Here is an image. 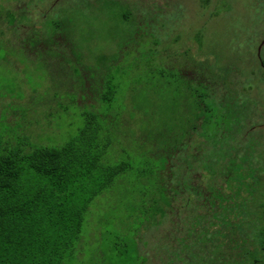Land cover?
Returning <instances> with one entry per match:
<instances>
[{
	"label": "trees",
	"instance_id": "16d2710c",
	"mask_svg": "<svg viewBox=\"0 0 264 264\" xmlns=\"http://www.w3.org/2000/svg\"><path fill=\"white\" fill-rule=\"evenodd\" d=\"M25 1L31 6L41 0ZM63 4L56 14H47L39 23L21 12V49L73 64L75 75L83 84L91 85L88 76L82 74L83 68L97 71L95 67L100 70L103 65L124 64L119 61L123 57H105L94 51L89 53L94 65L85 66L82 50L94 43L96 33L81 34L76 17L81 13L85 26H93L99 22V10L89 14L82 0L73 1L69 7ZM7 17L13 22L17 19L14 13ZM153 56L151 64L159 69L151 64L134 69L163 79L164 85L184 101L179 102L181 112L177 119L174 115L169 130L160 126L153 134L151 130L143 132L141 141L149 142L150 134L153 144L164 143L165 148L170 144L172 149L167 162L151 167L154 177H137L142 184L135 192V204L116 209L112 216L116 239L124 248L122 262L149 264L139 248L140 230L160 225L159 217L175 215L182 222L185 211L189 221L181 225L173 220L179 236H174L177 244L171 245L179 255L174 261L166 260L167 264H244L248 259L252 264L260 263L258 257L264 255V187L261 191L259 177L264 161L253 138H247L253 110L245 92L248 88L233 81L235 68L229 65L212 71L203 67L197 81L189 83L181 82L182 76L171 70L168 84L162 54ZM260 65L264 70V61ZM95 75L92 81L100 86L94 89L93 97L112 104L119 94L120 80L117 76L104 77L100 71ZM246 82L251 87V82ZM83 121L78 133L61 145H36L29 137H21L16 145L8 146L0 138V264H74L82 257L78 243L92 203L126 185L125 177L117 179L132 164L105 161L111 132L104 131L94 113L84 114ZM190 147L193 153H189ZM152 151L156 161L167 155V149ZM174 158L177 163H173ZM165 171L167 177L163 176ZM200 208L205 211L197 212ZM97 232L101 240L105 232ZM235 246L239 254L229 261L234 254L226 259L225 251H233Z\"/></svg>",
	"mask_w": 264,
	"mask_h": 264
},
{
	"label": "rangeland",
	"instance_id": "374dc122",
	"mask_svg": "<svg viewBox=\"0 0 264 264\" xmlns=\"http://www.w3.org/2000/svg\"><path fill=\"white\" fill-rule=\"evenodd\" d=\"M55 1L41 0L32 4L27 12L30 20L41 22ZM183 1L185 16L182 17L178 33L176 30L173 35L185 36L184 49L190 48L191 58L195 56L193 39L201 35L204 60L216 62L215 67L229 65L235 68L233 81L240 87L246 86L248 89L245 92L252 100V118L248 120L247 138H253L264 161V70L260 65L264 61V46L260 57L258 55L264 40V0H212L209 3L203 0ZM21 3L22 0H0V138L8 146L16 145L21 137H29L36 145H61L78 133L84 123V114L94 113L98 116L104 131L111 132L112 136L105 161L110 164L129 161L132 165L117 179L118 182L125 177L126 185L102 194L92 203L84 223L82 241L78 243L82 257L76 258L74 264H125L120 255L124 248L116 239L112 216L116 209H129L135 204V192L142 184L137 177H154L151 167L157 166L158 162L162 165L163 161H168V152L172 149L170 144L167 148L164 143L153 144L150 134L149 142L141 140L148 130H151V134L160 126L169 130L174 115L177 119L178 112H181L179 104L184 100L174 89L166 87L163 79L151 78L148 72L121 63L116 66L103 65L100 70L95 67L97 71L103 72L104 77L117 76V81L121 82L116 100L112 104L101 102L92 94L98 86L92 81L97 71L78 66L91 83L85 85L81 77L73 72V64L61 63L51 55L35 56L21 49ZM8 13L16 14L15 22L8 20ZM52 14H56L55 10L51 11L50 16ZM76 19L81 34L95 31L92 45H104L102 37L106 31L100 22L85 26L81 13L77 14ZM159 39L164 40V37ZM82 53L84 65L93 66L95 62L87 49H83ZM182 56L189 57L186 52ZM150 66L159 69L155 64ZM233 75L231 73V77ZM247 80L251 82V87H248ZM191 145H194L193 141ZM155 148L167 149V155L156 161L152 155ZM189 153H193L191 147ZM173 163H177L175 158ZM262 167L259 177L261 191L264 187V162ZM163 173L165 177L166 171ZM204 211L201 208L197 210L199 213ZM185 213L183 211L181 214L182 222L175 215L159 217L160 225L140 230L139 248L148 258L149 264H167L166 260L171 262L176 259L177 253L172 250L174 247L171 243L177 244L174 236H179V233L173 220L183 225V221L190 220ZM96 232H105L101 240L97 239ZM86 235L87 239L83 240ZM164 246H167V252ZM234 248L233 251H225L226 259L231 253L234 254L229 261L236 259L239 254L238 247ZM258 259L261 262L256 264H264V255ZM248 262L245 260L244 264L253 263Z\"/></svg>",
	"mask_w": 264,
	"mask_h": 264
},
{
	"label": "flooded vegetation",
	"instance_id": "af4514ba",
	"mask_svg": "<svg viewBox=\"0 0 264 264\" xmlns=\"http://www.w3.org/2000/svg\"><path fill=\"white\" fill-rule=\"evenodd\" d=\"M73 1L75 0H56L47 14L53 10L57 13L60 4L64 3L63 5L69 7ZM82 1L89 14L93 9L98 8V21L106 31L105 36L102 37L105 40L104 45L101 43L96 47L91 44L85 47L88 53L98 51L105 57L121 54L123 58L119 61L130 64L133 68L150 65L154 60V53H161L163 66L168 71L166 78L168 84L172 81L171 70L173 74L182 76L181 82L189 83L191 80L197 81L204 70L203 67L211 71L215 69L214 63L216 62L212 63L203 59L201 35H196L198 38L193 39L195 56L192 58L190 48L184 49L185 36L173 35L176 30L178 33L182 25V17L185 16L183 0ZM29 7L26 1L22 0L21 12L27 14ZM38 28L43 29L42 25ZM161 36L164 40L159 39ZM185 52L189 55L187 60V57L182 56ZM142 54L145 56L142 57Z\"/></svg>",
	"mask_w": 264,
	"mask_h": 264
},
{
	"label": "water",
	"instance_id": "95a60500",
	"mask_svg": "<svg viewBox=\"0 0 264 264\" xmlns=\"http://www.w3.org/2000/svg\"><path fill=\"white\" fill-rule=\"evenodd\" d=\"M264 46V40L262 41V43H261V46H260V48H259V57H260V53H261V49H262V47Z\"/></svg>",
	"mask_w": 264,
	"mask_h": 264
}]
</instances>
